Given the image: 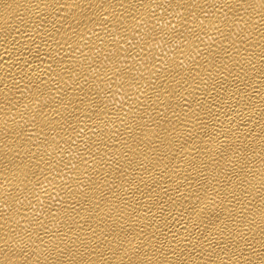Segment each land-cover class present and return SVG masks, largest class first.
Listing matches in <instances>:
<instances>
[{
  "label": "bare ground",
  "instance_id": "6f19581e",
  "mask_svg": "<svg viewBox=\"0 0 264 264\" xmlns=\"http://www.w3.org/2000/svg\"><path fill=\"white\" fill-rule=\"evenodd\" d=\"M0 264H264V0H0Z\"/></svg>",
  "mask_w": 264,
  "mask_h": 264
}]
</instances>
